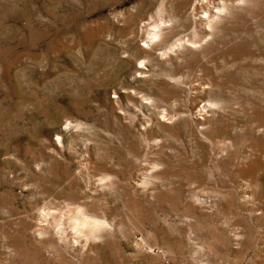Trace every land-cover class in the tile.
<instances>
[{
    "label": "rangeland",
    "instance_id": "rangeland-1",
    "mask_svg": "<svg viewBox=\"0 0 264 264\" xmlns=\"http://www.w3.org/2000/svg\"><path fill=\"white\" fill-rule=\"evenodd\" d=\"M0 264H264V0H0Z\"/></svg>",
    "mask_w": 264,
    "mask_h": 264
},
{
    "label": "bare ground",
    "instance_id": "bare-ground-1",
    "mask_svg": "<svg viewBox=\"0 0 264 264\" xmlns=\"http://www.w3.org/2000/svg\"><path fill=\"white\" fill-rule=\"evenodd\" d=\"M82 224V223H81Z\"/></svg>",
    "mask_w": 264,
    "mask_h": 264
}]
</instances>
